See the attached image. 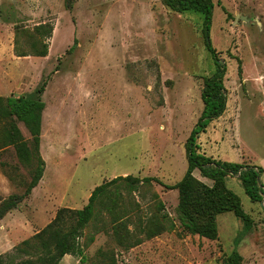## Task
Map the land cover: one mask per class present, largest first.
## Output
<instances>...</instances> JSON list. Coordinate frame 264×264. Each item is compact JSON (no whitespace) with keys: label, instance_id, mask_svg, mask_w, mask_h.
I'll return each instance as SVG.
<instances>
[{"label":"rangeland","instance_id":"obj_1","mask_svg":"<svg viewBox=\"0 0 264 264\" xmlns=\"http://www.w3.org/2000/svg\"><path fill=\"white\" fill-rule=\"evenodd\" d=\"M213 2L209 39L226 66V109L197 136V151L264 169V0ZM39 24L52 28L44 38L47 55L17 56L16 48L31 53L28 40L39 36ZM202 26V14L175 12L164 0H72L69 9L66 0H0V96L44 102L42 177L0 220V255H14L59 209L83 208L95 187L131 175L161 183L132 193L111 186L113 204L102 198L79 239L84 261L65 255L59 264H225L233 251L240 264H264V208L236 177H226V186L240 198L250 227L232 212L219 214L214 240L181 230L178 192L166 187L186 170L203 81L216 69ZM17 126L29 144V131ZM0 163L2 201L23 193L34 165L22 164L12 147L0 152ZM193 175L212 184L198 170ZM115 214L123 217L117 227L124 239L113 232ZM151 217L164 229L148 238Z\"/></svg>","mask_w":264,"mask_h":264},{"label":"trees","instance_id":"obj_2","mask_svg":"<svg viewBox=\"0 0 264 264\" xmlns=\"http://www.w3.org/2000/svg\"><path fill=\"white\" fill-rule=\"evenodd\" d=\"M164 1L175 12L194 11L202 14L204 46L213 58L216 67L215 71L203 81L201 92L203 108L195 128L186 141V170L177 183L166 186L176 189L178 192L176 214L181 230L188 234L214 240L218 235L216 216L219 214L232 212L242 221L245 229H248L251 224L250 217L242 209L240 198L226 186V177H236L250 201L256 203L260 202L264 195V184L261 182L264 169L257 165L216 160L197 151V136L204 132L206 127L221 116L226 109L227 98L223 83L226 66L224 61L217 56L209 39L214 2L213 0ZM71 2L72 0H66L67 9L71 6ZM35 32L39 36L29 37L28 40L31 53L17 51L16 48L17 56L45 57L47 55L48 47L44 38L51 35L52 28L47 24H39L35 27ZM15 44H17V40ZM43 86L44 84L38 92L43 90ZM43 110L44 102L39 97L0 96V152L12 147L22 164L34 165L31 180L24 186L23 193L12 194L0 201V220L11 210L17 208V205L31 193L42 177L44 162L39 154V142ZM17 122L23 123L29 131L30 145L23 138ZM0 168L3 169L2 163H0ZM195 170H198L200 176L210 180L212 184L209 186L198 180L193 175ZM8 177L10 178V176ZM151 182L161 183L157 178L139 179L127 175L117 176L100 184L93 189L83 208L59 209L47 225L15 248L14 255H0V264H59L65 255L77 256L80 262H83L85 256L79 239L88 223L95 218L97 204L102 206L104 203L102 198L110 197L113 193L110 187L114 186L116 193L118 186L123 185L127 192L132 193L139 185ZM109 200L113 204L114 200ZM106 206L108 205L106 204ZM109 209L112 210L111 207ZM122 218L121 215L115 214L111 222L114 234L118 235L120 239L125 238L123 234H119L120 230L117 227V224H121ZM163 229L161 221L156 217H151L145 225V236L152 237L161 233ZM138 242L137 239L129 242L127 247L137 245ZM16 254L25 257L16 260ZM224 262L225 264H240L241 256L233 251L225 258ZM99 264L108 263L100 260Z\"/></svg>","mask_w":264,"mask_h":264},{"label":"water","instance_id":"obj_3","mask_svg":"<svg viewBox=\"0 0 264 264\" xmlns=\"http://www.w3.org/2000/svg\"><path fill=\"white\" fill-rule=\"evenodd\" d=\"M263 196H264V195H263ZM263 202H264V200H263V197H262L260 203L262 204V206H263V208H264Z\"/></svg>","mask_w":264,"mask_h":264}]
</instances>
